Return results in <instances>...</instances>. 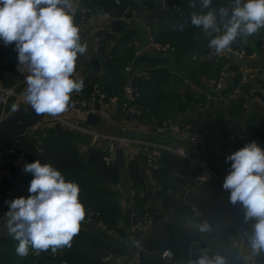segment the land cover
I'll return each instance as SVG.
<instances>
[{
	"label": "crops",
	"instance_id": "crops-1",
	"mask_svg": "<svg viewBox=\"0 0 264 264\" xmlns=\"http://www.w3.org/2000/svg\"><path fill=\"white\" fill-rule=\"evenodd\" d=\"M74 1V4L78 6L74 20L80 28L81 42L88 45L86 54L79 56L82 66L78 67L76 74L73 75L74 79L91 81L97 75L100 78L108 75L117 80L118 84L101 82L107 90L115 92L124 81L123 66L126 63H133L134 67L147 69L149 73L153 69L157 73L155 77H151L150 74L148 78L141 79L149 81L148 84L146 81L144 84L141 80L137 81L138 86L148 87L154 82L162 81L160 87L164 90L163 99L153 103L151 108L154 110L148 109L152 110L150 115L142 118V114L136 117H124L128 125L127 131L136 132L137 138L140 139L166 142L172 146H183L190 149L188 144L179 141L170 133L164 136L158 135L156 133L157 122L162 119L163 122H171L181 128L199 126L209 136L210 165L218 173L231 171L232 162L227 161L226 158L236 152L241 143L253 141L258 143L262 149L264 148V106L257 101L259 97L264 96V50L260 48V38L264 34V28L257 34L243 39V47L249 54L244 62H240L234 55L228 59L229 68L235 74L243 66L249 69L251 77L242 94L237 98L229 99V94L225 92L219 98L210 80L217 73L220 61L224 60L211 57L208 55V50H204V43H200L206 37L202 28L187 24L195 29L194 40L197 45H201L197 47L199 51L191 56L179 54L175 49L167 53L157 52L147 46L145 28L148 25L155 26L158 41L172 42L171 33L194 11L190 7V0H174L183 5L184 12L181 17L176 16L172 10H162L158 0H121V5L124 8L131 7L133 12L130 13L132 16L130 19L125 17L121 20L123 25L119 28L113 25L114 21L94 19L91 16L89 19L86 17L84 23L79 25L81 18L77 19V15L79 10L81 13V0ZM213 6H230V0H213ZM195 11H199V6ZM95 28H103L102 30L110 34L111 38L113 36L114 38L128 37L127 44L119 51L122 53L121 57L124 62L120 69V79L106 73L101 59H99L100 72L97 73L94 70L92 59L98 57V51H101V47L106 44L97 39ZM215 35L218 34L214 33ZM93 47H95V53ZM12 48L2 50L1 53L2 57L7 59V77L3 80L4 84L11 83L14 78V64L11 65L12 59L6 55L12 51ZM139 49H142L143 53L137 56ZM143 55L146 57L142 58ZM129 56H132V59H129ZM176 95L180 96V102L174 98ZM114 115L113 122L102 119L94 125L96 130L112 134L122 133L117 125L121 118L120 111L115 110ZM53 127L56 128V126ZM40 133L39 129L28 130L27 136L33 139L35 134ZM88 141L87 145L79 146L81 154H88L93 147L90 137ZM133 162L138 163L139 173L143 178V181H139L135 186L128 174V167L133 166ZM190 166L192 170L185 175V172L177 170L176 166L173 170L160 171L157 170L158 165L155 168H149L139 154H135L128 161L124 159V165L121 166V181L112 187L121 192V204L125 212L137 197L141 202L140 206L147 205L155 215L154 226L145 241L146 244H151L152 249L144 251V258L140 259V264H143V260L146 264H187L188 260L196 258L199 254L204 246L201 240L206 236L212 248L210 255L219 252L228 255L231 260L232 256L240 251L232 246V239L240 238L245 230L251 228L254 221L245 223L243 206L240 203L233 205L229 202L230 191L225 190L221 182L215 179L200 180L198 178L200 173L196 167ZM186 183L192 186L189 192L184 190ZM5 187L4 182H0V190ZM191 204L203 208L210 220L218 223V234H201L197 230L196 222L199 220L193 217L190 210ZM81 228L84 230L98 229L94 224L87 225L85 228L81 225ZM0 231L1 236L8 235L5 226L1 227ZM106 238L108 242L119 248L116 254L123 258L120 261L109 262V264H136V251L133 246H119L114 240L112 241L107 236ZM165 251H169L172 257L163 258L162 254ZM33 255H35L33 250L26 257L12 255L9 258L10 264H42L38 258L31 260ZM261 260L264 261V257H261Z\"/></svg>",
	"mask_w": 264,
	"mask_h": 264
},
{
	"label": "clouds",
	"instance_id": "clouds-1",
	"mask_svg": "<svg viewBox=\"0 0 264 264\" xmlns=\"http://www.w3.org/2000/svg\"><path fill=\"white\" fill-rule=\"evenodd\" d=\"M199 6V11L195 9ZM194 9L183 23L202 28L209 47L216 55L231 51L239 39H247L264 28V0H230V6H213V0H190ZM78 6L73 0H0V41L15 43L18 70L27 71L25 102L37 115L59 116L71 102V94L84 88L76 80L78 56L86 54L88 45L81 42L75 23ZM74 107V104H71ZM13 111L16 105L12 106ZM231 171L223 188L230 191L229 202L243 206L245 223L254 221L243 237L244 248L231 260L219 252L201 249L187 264H258L264 257V149L251 142L226 158ZM31 173L28 197L7 201L5 227L18 241L16 254L26 257L31 248L35 255L51 250L55 256L71 247L85 219L86 210L79 199L80 187L66 181L61 171L39 160L23 169ZM201 234L214 231L207 220L196 222ZM140 248L139 241H133ZM171 256V253H169Z\"/></svg>",
	"mask_w": 264,
	"mask_h": 264
},
{
	"label": "built area",
	"instance_id": "built-area-1",
	"mask_svg": "<svg viewBox=\"0 0 264 264\" xmlns=\"http://www.w3.org/2000/svg\"><path fill=\"white\" fill-rule=\"evenodd\" d=\"M158 1L162 10H172L178 17L183 15L184 8L179 2L174 0ZM121 3V0H115V4L117 6H121ZM80 5H82L81 2ZM132 12L133 9L131 7H126L120 14H117L115 10H112L103 14L91 15L90 10L81 6V19L79 25L84 23L87 14H90V16L94 19L119 21L125 19V17ZM102 29L103 28H95L97 39L106 42L109 47L112 48L117 44L116 39L111 38L109 34ZM155 32V26H146L145 33L148 48L162 53L173 51L174 48L170 43H163L157 40ZM12 47H15V43L5 46L3 41H0L1 50H9ZM260 48L264 50V34L260 38ZM142 53V49H139L137 51V56ZM208 55L224 60L221 61L222 63L218 68L217 73L210 80L213 90L218 94L217 96L221 98L223 94L227 92L229 94V99L239 97L251 77L250 72L247 67L243 66L239 69L237 74L233 73L229 68L228 59L234 55L240 62H244L249 56L247 50L244 47L236 50L231 48V51L218 56L215 54V50L210 48ZM98 58L105 62L108 57L106 52L101 50L98 51ZM6 65L7 59L3 57L0 58V121L10 113L12 106L16 105L22 99L23 92L26 87L25 77L28 74L27 71L22 73L18 70L17 61L13 65V81L9 84H4L3 80L7 77ZM81 66L82 64L76 65L74 75L76 74L78 67ZM122 71L125 74L124 81L115 92H108L101 80H91V91L88 96L81 97L80 94V96L71 100L69 109L59 116L53 117L45 115L42 123L37 128L30 129L33 131L37 129L41 130V133L35 134V137L32 139L37 150L43 152L44 141L48 137L50 128L58 125L63 131L90 137L91 144L93 146L100 145L103 148V151L107 152V155L104 158L107 163L116 162L117 150L122 149L123 157L124 159L126 158L127 161L132 159L135 154H139L142 156L149 168H155L164 153L170 152L187 159L194 167L199 168L201 170L198 175L200 180L215 179L223 184L230 171L218 173L211 167L209 136L199 126L181 128L171 122H163L161 125L156 127V133L158 135L164 136L170 133L179 141L188 144L190 149H186L183 146H172L166 142L151 141L137 137L130 138L123 134L128 129V125L126 123L127 121L124 120V117H136L142 114V92L139 89L138 84H136V86L132 85V80L136 79L139 81L143 78H148L150 73L147 69L134 67L133 63H126L123 66ZM257 101L260 105L264 106V96L259 97ZM71 104H74V107H72ZM115 110H119L121 113L120 121L117 123L118 127L122 131L120 134L100 132L95 129L94 125L87 123L88 117L92 114H96L101 118V120L105 119L109 122H113ZM247 144L249 143H241L237 147L236 151L245 147ZM5 153H12L16 156V159L10 162L13 166L23 167L29 163V159L26 156L25 151L20 146L18 140L16 138L11 140L9 143L0 148V179H10L13 175V169L11 167H3L4 163L2 162V156ZM191 188L192 186L190 184H184V190L186 192H189ZM136 204L137 201L133 200L131 205L134 207H130V224L125 232L119 228L109 227L104 221L102 213L98 210L87 211L85 219L81 225L85 228L87 225L94 224L97 228H100V230H102L108 238L114 240L119 246H133L136 251V264H140V254L142 252L144 253L146 250L145 241L154 226L155 215L152 211H150L147 205L137 207ZM190 210L193 217L197 218L199 222L207 220L208 222L213 223L214 231L208 233L209 235L218 234V223L211 221L203 208L195 204H191ZM8 211L9 207H2L0 204V229L6 224V213ZM245 234L246 230L240 238L232 239V246L242 250L244 248L243 237ZM1 235L0 231V237ZM133 241H139L141 247L136 248ZM201 242L204 244L202 249H207L209 252L212 250L211 245L208 244L207 236L203 237ZM169 253V251H165L162 254L163 258H171L172 254L170 256ZM122 259V256L111 252L105 255L103 261L109 263L113 261H120ZM261 261L262 264H264V261ZM60 264L71 263L62 259ZM258 264H261V262L258 261Z\"/></svg>",
	"mask_w": 264,
	"mask_h": 264
},
{
	"label": "trees",
	"instance_id": "trees-1",
	"mask_svg": "<svg viewBox=\"0 0 264 264\" xmlns=\"http://www.w3.org/2000/svg\"><path fill=\"white\" fill-rule=\"evenodd\" d=\"M81 2L83 7L90 10L91 15L103 14L112 10H115L117 14H120L124 9L123 5L116 6L115 0H81ZM80 16L81 13L79 10L77 19ZM195 34V29L191 26H186L183 31L178 27L171 33L172 42L170 41V44L177 53L191 56L199 51L197 47H201V45H197V42H195L196 40H194ZM114 37L115 36H113V38ZM213 37L214 33L212 34V37L206 36L203 38V41L200 42L204 43V50H208L209 52V40ZM114 39H116L117 44L112 48L108 47L107 43L101 47L108 57L107 61L103 62V66L105 67L107 74L120 79V69L124 62L121 57L122 53L119 51L122 46L127 44L128 37L120 36ZM242 47L243 39H239L232 45V49L234 50L241 49ZM6 55L12 59L11 65L18 61V52L15 47L12 48L11 52L6 53ZM141 57L145 58L146 56L143 55ZM129 59H132V56H129ZM77 61V65H79V56ZM221 63L222 62L220 61L219 67L221 66ZM150 74L151 77H155L154 75L157 74L156 70L152 69ZM92 80L100 81L101 78L97 75ZM142 81L144 84L146 80H141V82ZM146 82L148 84L149 81ZM161 85L162 81L160 80L158 83L154 82L148 87L138 86L142 92L141 118L145 115H150L152 110H154L151 108L153 103L163 99L165 94L164 90L160 87ZM90 91L91 84L87 79L84 81V88L82 91L79 93L73 92L71 94V100L80 96V94L81 97H86L90 94ZM108 92L111 93L109 90ZM174 98L176 101H181L179 95L174 96ZM149 108L152 110H148ZM162 123L163 120L160 119L157 122V126ZM16 139L25 151L29 163L39 160L42 164H51L54 168L61 171L66 181L75 182L79 185V199L83 203L86 212L89 210H98L102 213L103 219L109 227L119 228L123 232L127 230V226L125 225L126 212L121 204L122 194L119 190L112 187L120 183L122 168L116 162L107 163L105 161L104 158L107 155V152L103 151V148L100 145L91 147L88 154H86V157H83L80 153L79 146L83 144L87 145L89 142L88 138L55 127L50 128L49 130L48 137L44 141L43 152L37 150L32 139L27 136V133ZM251 142L253 141H249L248 143ZM190 165L192 164L187 159L180 158L176 154L174 155L170 152H165L161 160L158 162L157 170H173V167L176 166L177 170L185 172L184 174L186 175L192 170ZM3 167H11L13 169L12 177L3 181L6 185L5 189L0 190L1 206L9 207L8 203H6L7 201L19 197H28L30 195L28 188L33 176L31 173H27L23 170L24 166L16 167L8 163L3 164ZM196 170H198L199 173L201 172L199 168H196ZM128 174L133 186L137 185L139 181H143V178L139 173L138 163L133 162V166L128 167ZM135 199L137 201L136 206L141 207V202L137 197ZM130 207L134 206L130 205ZM18 243L19 242L14 240L10 235L0 237V264L11 263L9 258L12 255H17L16 247L18 246ZM145 247L147 250L152 249L151 244H146V242ZM118 249L119 248L116 245L108 242L105 233L100 230V228H92L91 230L80 228V231L74 237L70 248L65 247L60 249L55 256L51 254V250L42 252L39 256L33 255L31 260L38 258L42 264H60L62 259L69 261L71 264H109L103 261V257L111 252L117 253ZM31 251L32 249L30 248L29 252Z\"/></svg>",
	"mask_w": 264,
	"mask_h": 264
},
{
	"label": "water",
	"instance_id": "water-1",
	"mask_svg": "<svg viewBox=\"0 0 264 264\" xmlns=\"http://www.w3.org/2000/svg\"><path fill=\"white\" fill-rule=\"evenodd\" d=\"M74 2V0H73ZM132 16L128 14L126 16V19H130ZM87 18H90V14H87ZM114 26H121L123 25V22L121 20L114 21ZM103 43V42H102ZM138 60L136 59V62ZM92 65L94 67L95 72H100V61L98 57H94L92 59ZM101 81L103 83H112L114 85L118 84L117 80L110 78L108 75L101 76ZM137 80H132V85L136 86ZM25 90L23 92L22 99L16 104V110L13 111V109L10 111V113L0 121V148L9 143L11 140L25 135L28 130L37 128L43 121L45 115L37 116L31 108L26 104L25 102ZM101 121V118L97 116L96 114H92L88 117L87 123L92 125H97ZM56 128H59L58 125H56ZM126 137L135 138L137 137L136 132L132 131H126L125 132ZM16 159V156L12 153H5L2 156V162L4 164H8L11 161H14ZM117 164L120 166L124 165V157H123V151L122 149L117 150ZM5 181L4 178L0 179V182ZM152 210H155V208H151ZM130 208L126 210V225L129 226L130 224ZM158 219V218H157ZM144 255L143 252L140 254V259H143ZM143 264H146V261L143 260Z\"/></svg>",
	"mask_w": 264,
	"mask_h": 264
},
{
	"label": "rangeland",
	"instance_id": "rangeland-1",
	"mask_svg": "<svg viewBox=\"0 0 264 264\" xmlns=\"http://www.w3.org/2000/svg\"><path fill=\"white\" fill-rule=\"evenodd\" d=\"M94 46V45H93ZM93 49H94V53H95V47H93ZM1 53H2V51L0 50V58H2V55H1ZM96 129V128H95ZM88 139H89V137H87ZM82 156L83 157H86V154L85 153H82Z\"/></svg>",
	"mask_w": 264,
	"mask_h": 264
}]
</instances>
